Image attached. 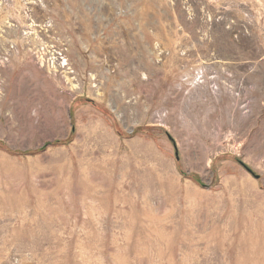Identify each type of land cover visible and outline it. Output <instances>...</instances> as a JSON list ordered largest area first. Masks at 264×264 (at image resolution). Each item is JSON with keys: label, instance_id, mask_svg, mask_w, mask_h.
<instances>
[{"label": "rangeland", "instance_id": "obj_1", "mask_svg": "<svg viewBox=\"0 0 264 264\" xmlns=\"http://www.w3.org/2000/svg\"><path fill=\"white\" fill-rule=\"evenodd\" d=\"M0 264H264V0H0Z\"/></svg>", "mask_w": 264, "mask_h": 264}]
</instances>
